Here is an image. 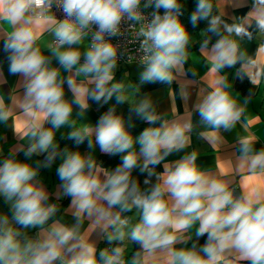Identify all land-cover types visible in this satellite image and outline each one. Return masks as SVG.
<instances>
[{
	"label": "clouds",
	"instance_id": "clouds-1",
	"mask_svg": "<svg viewBox=\"0 0 264 264\" xmlns=\"http://www.w3.org/2000/svg\"><path fill=\"white\" fill-rule=\"evenodd\" d=\"M225 3L245 6L246 0ZM54 7L64 19L56 18ZM183 15L181 0H0V40L8 53V71L22 77L23 89L20 95L14 88L8 103L0 95V123L11 119L16 136L27 144L0 161V196L11 211V217L0 214V264H264V189L249 190L241 182L242 194L235 195L229 172L200 168L196 151L166 162L190 146L192 120L164 118L149 96L133 101L128 91L132 85L115 80L118 46L108 38L123 35L122 22H128V30L140 40L141 83L171 85L186 75L192 36L181 21ZM189 19L193 27L207 21L200 53L209 65L210 90L194 110L203 126L200 138L215 147L222 130L231 131L242 122L251 99V93L242 103L233 96L223 70L239 64L236 78H247L253 86L264 80V0H251L250 10L232 22L223 13L214 14L212 0H197ZM44 33L52 37L48 54L38 44ZM254 34L261 40L249 54L241 43L251 42ZM54 60L59 67L53 66ZM65 84L71 99L66 98ZM114 95L116 105H130L127 118L113 105L95 126L78 119L89 109V100L107 104ZM180 96L188 100L185 87ZM74 106L79 109L77 119ZM133 115L150 125L136 137L128 130L135 126ZM65 125L71 128L68 139L77 145L87 140L89 149L98 145L104 154L126 153L122 163L109 170L91 151L59 152L55 133ZM243 127L247 130V123ZM238 144L236 172L246 168L264 177V148L256 150L250 135L240 137ZM19 151L28 158L47 155L33 166L16 158ZM58 156L60 188L71 197L70 224L60 219L48 223L58 205L49 202L39 179L40 168L51 167ZM162 163L163 171L157 172ZM136 168L147 173L143 187L133 176ZM133 210L135 216L125 215ZM30 228L38 229L34 236L24 231ZM193 229L197 241L207 235L202 246H186ZM93 233L115 246L98 250L90 239ZM130 243L140 248L128 260Z\"/></svg>",
	"mask_w": 264,
	"mask_h": 264
},
{
	"label": "crops",
	"instance_id": "crops-1",
	"mask_svg": "<svg viewBox=\"0 0 264 264\" xmlns=\"http://www.w3.org/2000/svg\"><path fill=\"white\" fill-rule=\"evenodd\" d=\"M226 0H214L217 12L223 13L224 18L232 22L233 17H240L245 15L251 7V0H246L245 6L232 7L228 6ZM57 18V17H56ZM58 19V18H57ZM9 30L10 25H5ZM192 36V41L189 46V59L185 64L186 75L177 76V79L171 84L163 83H141L140 74L143 71V65L138 63H118L117 69L115 70V80L118 82H123L125 85H132L128 88L133 96L130 99L135 101V99L141 98L143 96H149L156 108V111L166 119H175L177 117L190 118L194 124V130L191 133V144L190 146L180 153H173L166 158V162H173L180 159L186 152L196 151L198 153L197 164L200 168L210 170L212 172H218L219 169L229 172L228 179L232 181L231 187L234 189V194L239 196L242 194L241 182L243 185L251 190L257 186L264 189V177L260 175H253L247 172L244 168L242 173L236 172V168L239 164V144L238 139L245 135H250L254 138V148L260 150L264 148V84L262 81L258 86H253L247 78L240 80L238 83V78H236L235 73L239 68V64L232 68H225L224 73L228 75V79L232 84V94L241 103L245 97H248L251 93V99L247 105L246 112L242 118V122L238 123L235 128L231 131H221V141L215 147L210 145L207 141L200 138L199 133L203 130V126L200 124L199 114L194 110V105L198 103L202 94L209 91L207 73L209 70V65L204 57L200 53V44L202 43L203 37L201 32L190 33ZM261 38L254 34V39L249 41H243L241 46L246 48L249 54H254L255 50L260 43ZM52 37L44 33L38 42L42 50L47 53V46L51 43ZM215 43V40L210 42ZM84 48H87V38L86 41L82 42ZM83 50V49H82ZM82 62V61H81ZM53 66L59 67L56 61H53ZM9 61L8 53L3 50V41L0 40V95H3L5 102L8 103V97L13 93V89L17 94L22 95L23 89L19 87L22 77L18 75H11L8 71ZM196 74L193 75L192 73ZM63 76H67L68 73L61 72ZM65 95L66 98L71 99V92L65 84ZM185 87L189 98L187 101L181 99L180 89ZM89 109L84 114L83 117H77L79 111L78 108L74 106L73 108V118L80 119L85 123H89L93 126L97 124L100 116H102L110 107L116 105L115 95L107 103H97L93 100H89ZM130 105L125 102L120 105H116V110L118 114H123L125 118L129 115ZM19 113V110H17ZM132 121L135 124H141L143 121L133 115ZM247 123V130L244 129L243 124ZM22 127V124H19ZM50 127V125H45ZM71 131L67 125L62 126L55 133V142L57 145L65 139H68V133ZM139 136V135H137ZM71 145L69 151H80L81 153L93 152V155L100 163L101 153L99 146L96 145L94 149H89L87 140L84 143L77 145L76 142ZM23 145L26 149L27 144L25 141L20 140L13 129V121L9 119L7 123H0V161H2L4 156H7L10 150ZM136 150H139V144L134 145ZM45 154H33L30 158L25 157L23 151L17 153L16 158L20 161H26L33 166H36L37 162H41L45 158ZM126 153H122L124 155ZM62 162L61 157L53 162L51 167L44 168L41 167L39 170V179L42 181L44 187L49 193L50 203H56L60 207L59 211L55 214L53 218L49 220V224L52 220L60 219L62 222L73 223L74 220L69 211V205L71 203V197L64 196L62 194V189L60 188L61 181L59 180L56 170L59 164ZM101 164V163H100ZM102 165V164H101ZM103 166V165H102ZM161 167V172L163 171V163L159 165ZM104 167V166H103ZM135 210L130 213H125V215L131 216ZM0 214H7L11 217L10 206L5 202L4 198L0 196ZM138 219V217H137ZM17 227H19L17 225ZM85 227H87V222H85ZM29 235L34 236L38 231L37 228L24 229ZM193 231V240L189 242L187 247H190L192 243L197 242L198 246H202L206 240L207 235L202 236L198 239L195 237ZM90 239L97 242V248L103 249L105 247H114L115 244L109 245L104 239H101L97 233H93ZM134 243L129 244L128 250L126 251V259L129 260L130 253L133 249ZM184 245H177V247H182ZM242 264H248V262H242Z\"/></svg>",
	"mask_w": 264,
	"mask_h": 264
},
{
	"label": "trees",
	"instance_id": "trees-1",
	"mask_svg": "<svg viewBox=\"0 0 264 264\" xmlns=\"http://www.w3.org/2000/svg\"><path fill=\"white\" fill-rule=\"evenodd\" d=\"M181 2L184 4V15L181 17V21L184 24V26L186 27V30L189 33L202 32L207 27V21L206 20H200L197 23V25L195 27H193L192 24L190 23V19H189L191 13L196 8L197 0H181ZM212 2L214 4V14H219L217 12L216 7H215L214 0H212ZM226 20L228 22H231L228 19H226ZM214 40H216V37H213L212 41H214ZM239 82H240V79L238 80V83ZM262 84H264V80H262ZM149 126L150 125L147 122H144V123H141V124H135L134 127H131L128 130L130 131V133L134 137H136L137 135H139L144 130V128L149 127ZM156 126H158V124ZM73 142H75V141L71 140V139L62 140L58 144V149L57 150L59 152H63L64 149L71 148V145L74 144ZM46 155H47V153L45 154V156ZM122 156L123 155H121V154H117V155L103 154V155L100 156L99 160H100V163L104 167L108 168L109 170H113L115 167L119 166V164L122 163ZM156 171L157 172H161V167L159 165L156 166ZM133 176L139 179V181L141 183V186L143 187V180L146 178L147 173H141L140 169L136 168V169L133 170ZM152 181L155 182V177H152ZM59 209H60V207H58V211H59ZM139 248H140L139 244L134 243L133 249H132V251L130 253V256H129V260L131 259L133 253L138 251Z\"/></svg>",
	"mask_w": 264,
	"mask_h": 264
},
{
	"label": "built area",
	"instance_id": "built-area-1",
	"mask_svg": "<svg viewBox=\"0 0 264 264\" xmlns=\"http://www.w3.org/2000/svg\"><path fill=\"white\" fill-rule=\"evenodd\" d=\"M144 0H142V3ZM56 17L60 20L64 19L62 11L57 8H53ZM146 14L151 13L152 9L149 8ZM163 10H161V13ZM149 15V19H150ZM123 35H118L116 37H111V42L118 46V63H140L143 53L140 51V40L135 37V34L128 30V22H122L121 25ZM95 30V26H93ZM107 38V37H106ZM142 39V38H141ZM91 41V35L87 37V43Z\"/></svg>",
	"mask_w": 264,
	"mask_h": 264
},
{
	"label": "rangeland",
	"instance_id": "rangeland-1",
	"mask_svg": "<svg viewBox=\"0 0 264 264\" xmlns=\"http://www.w3.org/2000/svg\"><path fill=\"white\" fill-rule=\"evenodd\" d=\"M131 216H135V212L131 215ZM136 219H137V217H136ZM138 220V219H137ZM131 244V243H130Z\"/></svg>",
	"mask_w": 264,
	"mask_h": 264
}]
</instances>
